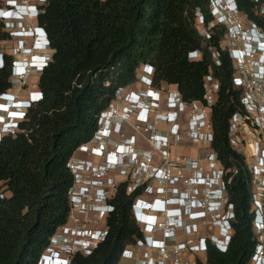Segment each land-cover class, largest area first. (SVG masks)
Listing matches in <instances>:
<instances>
[{
	"label": "trees",
	"instance_id": "1",
	"mask_svg": "<svg viewBox=\"0 0 264 264\" xmlns=\"http://www.w3.org/2000/svg\"><path fill=\"white\" fill-rule=\"evenodd\" d=\"M239 8L264 30V20L251 0H236ZM200 11L206 24L212 20L210 0H47L39 25L50 37L54 51L50 66L38 75L40 98L15 136L0 139V264H41L52 236L68 224L70 190L74 176L69 168L79 147L90 143L99 129L101 114L116 98L119 88L139 81L143 65L154 69V85H171L187 102L204 101V78L219 81L218 100L212 108L217 152L225 169L239 173L231 185L236 220L230 247L220 251L211 244L196 264H246L255 248L250 210L248 170L231 148L229 121L240 110V89L229 48L222 50L221 66L213 62L211 48H221L225 26H215L212 38L200 35ZM10 40L0 21L2 43ZM199 50L202 58L189 59ZM0 69V94L11 88L10 62ZM36 77V76H35ZM128 182L119 184L107 219V240L72 264H118L127 246L144 234L132 219V204L144 187L132 194Z\"/></svg>",
	"mask_w": 264,
	"mask_h": 264
},
{
	"label": "built area",
	"instance_id": "2",
	"mask_svg": "<svg viewBox=\"0 0 264 264\" xmlns=\"http://www.w3.org/2000/svg\"><path fill=\"white\" fill-rule=\"evenodd\" d=\"M228 1L225 4L222 0H210L213 20L206 24L198 11L196 24L200 35L208 40L212 38L215 26L227 28L223 38L227 40L226 45L222 43L221 48H211V53L214 64L221 66L222 50L229 48L234 69L232 84L241 91V108L230 118L228 138L231 148L244 159L248 170L256 244L246 264H264V65L258 62L254 53H243L239 49L242 40H249L251 34L264 30L239 8L235 0ZM251 1L256 5V15L264 20V0ZM3 17L5 14L0 11V19ZM20 31H11L14 35L11 38L17 39ZM188 58L200 60L202 53L191 51ZM141 71L140 83L150 91L152 100L148 105L139 106L140 93L133 87L117 90L115 100L100 116V128L94 139L76 152L93 153L92 159H80L75 154L69 162L74 176L69 222L52 236L44 257H59L70 262L77 255L88 257L109 236L107 219L116 210L112 200L120 183L111 176L113 166L95 159L103 158L102 154L109 146L105 124L111 117L122 123L134 119L144 129V140L150 147L137 148L138 136L135 134L115 144H127L134 150L131 159H124L115 167L129 177L127 192L132 194L144 187L132 204V219H139L145 203H156L163 211L151 235L158 236L156 240L161 244L150 249L145 238L138 239L124 249L118 264H196V256L205 255L210 244L220 251L230 247L235 234L232 223L237 218L231 185L239 169L236 165L225 169L212 148L215 140L212 108L218 100L219 81L209 73L204 78V101L187 102L171 85H168L171 88L165 99L164 91L154 85V69L150 65H143ZM18 82L24 84L26 80ZM122 99L126 105L119 111L118 102ZM117 132L124 136L122 129ZM179 147L200 149L203 154L173 156V150ZM157 159L160 162L156 163ZM247 159L252 163L248 164ZM148 193H152V199L148 198ZM138 226L144 234L146 226ZM138 250L143 251L140 259L136 254ZM151 251H156L161 259L155 260Z\"/></svg>",
	"mask_w": 264,
	"mask_h": 264
},
{
	"label": "clouds",
	"instance_id": "3",
	"mask_svg": "<svg viewBox=\"0 0 264 264\" xmlns=\"http://www.w3.org/2000/svg\"><path fill=\"white\" fill-rule=\"evenodd\" d=\"M222 1L225 4L229 2L228 0ZM235 2L237 4L236 0ZM46 3L47 0H28L27 2L24 0L0 1V11L5 14V17L0 19V21L4 24L6 31L9 32L10 36H14L11 35V31L15 29L21 30L17 38L20 40L21 47L17 48L16 54L11 55L13 59L9 66L11 88L0 94V139L15 136L21 131L23 123L27 121L29 113L37 101L32 95L24 96L16 90L20 87L27 88L28 84L25 82L21 85L18 81L23 79L27 81L31 77L42 74L52 62L54 51L49 34L44 27L39 25L38 21L42 14L41 10H43ZM26 24L28 25L25 26ZM239 49L243 53H254L257 56L258 62L264 65V32L258 31L255 34H251L249 40H242ZM5 55L3 53L0 56V69L7 67ZM149 93L150 91L146 89L145 96L142 97L140 95L138 100L139 106H145L150 103L152 99ZM122 125L123 123L117 118H109L105 124V132L109 137L107 140L111 139L115 134L118 135L117 133L119 132L117 131L122 129ZM111 148V146H108L102 154L103 158L96 159H104L115 168L120 166L124 159L132 158V151L134 150L127 144ZM99 150L102 152V149ZM92 154L90 153L89 155L92 156ZM143 206L141 208L142 215L134 221L137 225L143 224L146 226L143 239L145 238L144 240L148 248L154 249L161 243L156 240V235H151L163 211L158 208L156 203H145ZM143 211H146V213ZM41 264H72V261L53 257L47 258V261Z\"/></svg>",
	"mask_w": 264,
	"mask_h": 264
},
{
	"label": "rangeland",
	"instance_id": "4",
	"mask_svg": "<svg viewBox=\"0 0 264 264\" xmlns=\"http://www.w3.org/2000/svg\"><path fill=\"white\" fill-rule=\"evenodd\" d=\"M4 31L7 32L5 28H4ZM7 33L9 34V32H7ZM9 36H10V34H9ZM226 41H227L226 39L225 40L223 39L222 43L224 45H226ZM20 45H21V43H20L19 39H13L10 36V40L2 43L1 51L3 50L4 54H8V55L11 56L13 54H16L15 51L17 52V48L21 47ZM138 72H139V74H138V77H139L141 75V72H142L141 69H139ZM38 80H39L38 76L31 77V78H29L26 81L28 83L27 84V88L20 87V88H17L16 90L18 92H20L21 95H24V96H27V95L31 96L32 95L35 100H38L40 98L39 89H38V86H37ZM21 85H23V84H21ZM130 87H133L132 89L134 91H137V93H140V95L142 97L145 96V90L146 89H144V85H142L140 83V80L138 82H136V84H133ZM169 88H171V87L166 85V84H163V86L160 88L165 93V99H166V96H167ZM118 103H119L118 104V110L120 111V110H122V108L126 104L124 103L123 99L120 100ZM134 127H135V129H134ZM135 130H138V131L136 132ZM122 133L124 134V136L115 134L114 137H112L110 139V141L112 142V143L109 142V146L112 147L111 149L116 147V145H115L116 143L121 142L122 140H124L125 138H127V137H129L130 135H133V134L138 136L137 139H136L137 140V144H138L137 148H139V149H149L150 148L149 145L144 140V134H145L144 129L141 127V125L137 124L134 119H132V121H129L128 123H123V125H122ZM92 144H93V146H96V144H94V143H92ZM173 151H175L173 153V156L174 155L196 156L194 154H197V155L198 154H200V155L203 154L202 150H200V149L199 150H195V149H186V148H182V147L175 148ZM76 156L78 158H80V159H83V158L92 159V156H89V155H86V154H80V153L78 154L77 153ZM95 161L98 162V163H102V162H105L106 160H104V159H102V160L101 159H95ZM158 162H160V160H158L156 163H158ZM247 163L251 164L252 160L251 159H247ZM111 176L116 178V181H119V183H122V182H128L129 183L128 175L125 173V171H121L120 172L119 168H114V170H112V172H111ZM148 196H149L148 198H150V199H152V197H153L152 193H148ZM157 238H158V236H157ZM142 253H143L142 250H138L136 252L138 259L142 258ZM150 253L152 254V257L155 260H160L161 259V256L156 251H151ZM200 258L203 259L204 255H202ZM191 259H193V257H191ZM122 264H127V263L123 262Z\"/></svg>",
	"mask_w": 264,
	"mask_h": 264
},
{
	"label": "crops",
	"instance_id": "5",
	"mask_svg": "<svg viewBox=\"0 0 264 264\" xmlns=\"http://www.w3.org/2000/svg\"><path fill=\"white\" fill-rule=\"evenodd\" d=\"M114 137V136H113ZM110 143H111V141H110ZM175 151H173V153H174ZM196 153V152H195ZM194 155H197V154H194Z\"/></svg>",
	"mask_w": 264,
	"mask_h": 264
}]
</instances>
